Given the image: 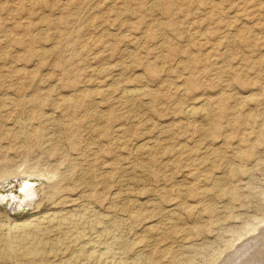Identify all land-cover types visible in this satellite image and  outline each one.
<instances>
[{
	"label": "rangeland",
	"instance_id": "obj_1",
	"mask_svg": "<svg viewBox=\"0 0 264 264\" xmlns=\"http://www.w3.org/2000/svg\"><path fill=\"white\" fill-rule=\"evenodd\" d=\"M24 172L0 264H74L53 242L88 211L119 224L121 264L264 242V0H0V183ZM29 220L42 258L3 259Z\"/></svg>",
	"mask_w": 264,
	"mask_h": 264
},
{
	"label": "bare ground",
	"instance_id": "obj_2",
	"mask_svg": "<svg viewBox=\"0 0 264 264\" xmlns=\"http://www.w3.org/2000/svg\"><path fill=\"white\" fill-rule=\"evenodd\" d=\"M158 3V2H157ZM146 90V89H145ZM136 91V90H135ZM138 91V90H137ZM126 92V91H125ZM142 92V91H141ZM137 92L136 94H142V93ZM135 92L134 93H130V95H136ZM145 94V93H144ZM124 95V93H123ZM129 95V93H128ZM127 95V96H128ZM138 95V96H139ZM125 96V95H124ZM123 96V97H124ZM130 98V97H129ZM132 98V97H131ZM136 99V98H135ZM139 99V98H138ZM133 101V100H132ZM45 105V104H44ZM193 108V107H192ZM191 108V109H192ZM207 109V108H206ZM204 111V110H203ZM202 111V112H203ZM207 112V111H205ZM188 113H194L195 114V109L191 110ZM207 114V113H206ZM191 115V114H190ZM196 115V114H195ZM208 115V114H207ZM193 116V115H192ZM191 117V116H190ZM207 118V117H206ZM51 121V120H50ZM143 149V148H142ZM150 149V148H149ZM148 149V150H149ZM211 156V155H210ZM87 168V167H86ZM146 168V167H145ZM38 169V168H37ZM48 172V171H47ZM24 172L22 175H16L18 177H13L14 178H20V177H30V176H39L42 175L40 172V174H36L34 172V174H28ZM44 173V172H43ZM58 173V172H57ZM52 176V175H51ZM5 177V176H4ZM10 178H12L10 176ZM7 177V179L1 181L0 184L5 183L6 180L10 179ZM44 179V178H43ZM44 186V185H43ZM23 190L25 191L24 195H20L18 198H23L22 201H19L17 203H15V210H19L22 207H27L29 205H31V203L34 201V198L36 197L37 193H36V187L35 186H30L28 185V183H25L23 186ZM127 194V193H126ZM133 195V194H132ZM86 205V204H85ZM11 212V211H10ZM97 213V211H96ZM98 214V213H97ZM62 216V215H61ZM75 217V216H74ZM57 218V217H56ZM66 220V218H65ZM113 221V220H112ZM42 222V221H41ZM57 222V220H56ZM68 223V222H67ZM109 223V222H108ZM108 223L106 222L105 219L99 218L96 214H94L91 211H88L87 213H84L82 216H80L79 218H73V220L71 219V227L72 230L69 231V233H71L69 236V239L67 242H64L62 240H58L53 242V255H57V252L61 250H65L64 254H66L68 251H72V252H76V255H74L72 258H70V261L72 259H75L74 261L77 262L78 259L83 258L84 262L82 264H121V262L123 259V254L126 252H117V250L115 248H117V245H122L124 244L123 240L121 237H119L116 233H113L114 231H112L113 229L115 230V228H117V225L114 224L112 226V228H110V225H108ZM118 223V220H117ZM59 224V223H58ZM33 223L32 221H22L20 223H15L14 226H8V233L4 234L3 237L5 238V243H4V249H3V259H7L10 257V259L13 261L12 258H15L19 255V246H21V249L25 248L26 249V253L28 254H34L36 256L37 253H40V255L38 256H43V250H44V246L42 247V245H44L47 243L46 241H41L38 240L37 237H35L34 235H32V232L35 230H32V232H29V229L32 227ZM60 225V224H59ZM34 226V225H33ZM37 225H35L36 227ZM53 226V225H52ZM34 227V228H35ZM61 227V225H60ZM67 227V226H65ZM64 227V228H65ZM163 227V225H162ZM38 227H36L37 229ZM44 228V227H43ZM68 228V227H67ZM33 229V228H32ZM62 229V228H61ZM71 229V228H70ZM129 229V228H128ZM66 230V229H65ZM117 230V229H116ZM115 230V231H116ZM257 230V229H256ZM40 231V230H39ZM122 231V230H121ZM58 232V230H57ZM65 232V231H64ZM42 232H40L41 234ZM49 232H47L48 234ZM128 233V232H127ZM126 233V234H127ZM59 234V233H58ZM123 234V233H122ZM264 234V233H263ZM44 237V234H41ZM39 236V235H38ZM66 236V235H65ZM121 236V235H120ZM264 236V235H263ZM42 237V236H41ZM151 237V236H150ZM45 238V237H44ZM55 238V237H54ZM53 239V238H52ZM56 239V238H55ZM128 239V238H127ZM264 239V237H263ZM46 240V239H45ZM48 240V239H47ZM64 240V239H63ZM125 241V240H124ZM127 241V240H126ZM254 241V240H253ZM251 241L249 243V241H243V242H248V243H243L245 245H243L242 243L241 246L238 245L236 249H232V251L227 254L223 260L221 261L220 264H264V242H260V240H258L257 242H253ZM63 242V243H62ZM126 244V243H125ZM50 245V244H49ZM62 245V247H61ZM236 246V245H235ZM245 246V247H244ZM48 247V246H47ZM124 247H126V245H124ZM245 249H242V248ZM49 248V247H48ZM122 248V246H121ZM234 248V247H233ZM52 249V248H51ZM18 250V251H17ZM41 250V251H40ZM21 253H24L23 250H21ZM50 251V252H49ZM48 254H51L53 251L49 250ZM120 251V250H119ZM47 253V252H46ZM45 253V254H46ZM44 254V258L45 255ZM119 254H122L119 255ZM33 255V258H34ZM60 257L58 258H63L62 254L60 252ZM69 255V254H68ZM128 255V254H127ZM139 255V254H138ZM26 256V254H25ZM37 256V257H38ZM48 256V255H47ZM52 256V255H51ZM20 257V256H19ZM32 257V256H30ZM29 257V258H30ZM54 257V256H53ZM52 257V259H53ZM57 257V256H55ZM54 257V258H55ZM71 257V256H70ZM140 257V256H139ZM149 257V255H148ZM25 257H23L22 259H24ZM36 258V257H35ZM42 258V257H41ZM51 258V257H50ZM57 258V259H58ZM69 258V257H68ZM67 258V259H68ZM19 260L21 258H18ZM21 259V260H22ZM26 259V258H25ZM48 258H46L47 260ZM66 259V261H67ZM137 259V257H136ZM27 260V259H26ZM29 260V259H28ZM27 260V263H29ZM42 260V259H41ZM54 260V259H53ZM62 260V259H61ZM69 260V259H68ZM142 260V261H141ZM141 262H144L143 264H150L151 260L148 258H145V254H144V259H141ZM31 261V259L29 260ZM35 261V260H34ZM45 261V260H44ZM63 261V260H62ZM19 262V261H18ZM21 262V261H20ZM23 262V260H22ZM26 262V261H25ZM32 262V261H31ZM43 262V260H42ZM41 262V263H42ZM52 262V261H51ZM57 262V261H56ZM69 261H67V264ZM72 262V261H71ZM74 262V264H75ZM136 262V261H134ZM20 264V263H19ZM31 264V263H29ZM38 264V263H37ZM40 264V263H39ZM53 264V263H52ZM60 264V263H59ZM64 264V263H63ZM73 264V263H72ZM140 264V263H139Z\"/></svg>",
	"mask_w": 264,
	"mask_h": 264
},
{
	"label": "water",
	"instance_id": "obj_3",
	"mask_svg": "<svg viewBox=\"0 0 264 264\" xmlns=\"http://www.w3.org/2000/svg\"><path fill=\"white\" fill-rule=\"evenodd\" d=\"M41 180L38 177H20V178H10L5 181L3 185H0V206L8 209L13 213L28 211V207H22L19 210H15V203L22 201L23 198H18L20 195H24L25 191L23 186L28 183L30 186L37 187Z\"/></svg>",
	"mask_w": 264,
	"mask_h": 264
}]
</instances>
